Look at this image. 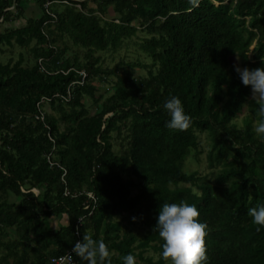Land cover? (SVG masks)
<instances>
[{
	"label": "trees",
	"instance_id": "1",
	"mask_svg": "<svg viewBox=\"0 0 264 264\" xmlns=\"http://www.w3.org/2000/svg\"><path fill=\"white\" fill-rule=\"evenodd\" d=\"M24 1L0 0V24L21 17ZM32 1L39 14L0 31V44L31 59L0 61V264H51L85 233L111 264L129 253L135 264H169L154 225L161 204L181 200L206 225V264H264V229L247 214L264 203V143L230 62L264 67V0H54L53 16ZM107 53L118 55L112 67ZM171 95L191 117L185 131L165 127ZM199 134L207 174L185 170L188 157L199 162Z\"/></svg>",
	"mask_w": 264,
	"mask_h": 264
},
{
	"label": "clouds",
	"instance_id": "2",
	"mask_svg": "<svg viewBox=\"0 0 264 264\" xmlns=\"http://www.w3.org/2000/svg\"><path fill=\"white\" fill-rule=\"evenodd\" d=\"M193 7L198 0H190ZM241 84L249 86L251 101L256 104L257 122L253 133L260 142L264 143V67H240L234 65ZM162 108L169 117L165 127L173 131H185L191 124V117L184 111L183 104L178 96L167 98ZM196 192L195 189H193ZM199 195V193H196ZM251 223L256 231L264 229V203L247 209ZM200 213L195 204L181 200L179 203H163L160 205L154 231L158 232L162 240L160 257L169 264H206L207 255L204 246L206 225L198 219ZM81 259L87 264H111L109 250L103 241L93 239L91 233H85L81 240L72 246ZM122 264H135L132 254L121 257Z\"/></svg>",
	"mask_w": 264,
	"mask_h": 264
},
{
	"label": "rangeland",
	"instance_id": "3",
	"mask_svg": "<svg viewBox=\"0 0 264 264\" xmlns=\"http://www.w3.org/2000/svg\"><path fill=\"white\" fill-rule=\"evenodd\" d=\"M23 1V0H21ZM25 6L24 8V14L21 17H16L15 20L9 22V23H2L0 24V31H3L5 29V27L7 26H12V27H19L25 24V21L28 17L30 16H34L35 14H39L36 10H37V6H36V2H33L32 0H25L24 2ZM93 4V3H92ZM112 11L111 9L109 10L108 16L110 17L112 16ZM35 42V41H34ZM33 42V44H34ZM3 51H2V50ZM19 52H23L24 53V58L27 61V64H31V59H29V55L27 52V48L26 47H19V46H14V47H9L7 45H2L0 44V61L2 62H6L7 59L9 57H12L13 60H16L18 58V54ZM123 51L120 52V55L122 56ZM135 54L134 53H129L128 54V59H134ZM103 58H105V65L107 66H113L115 62L118 61V55L116 56L115 60L112 61L110 58L109 53L107 54H103ZM141 59H143L146 63H149V60L146 59L145 57H143L141 55ZM230 62L233 65H239L240 67H243L240 63V60L237 56H233L230 58ZM133 74L134 75H146L147 74V70L146 69H141V68H135L133 70ZM113 78V77H112ZM110 78L108 82H103V83H99V90L98 93L100 94H106L107 92L111 91V86L114 82V79ZM95 83L97 84V82L95 81ZM249 98H251V95H249ZM91 99L87 100V108L89 109L90 112H92L93 106L91 104ZM45 109L49 112V113H55L53 112V110L48 106L45 105ZM248 111L246 106L244 105L241 112L237 115V117L234 119V122L237 124V126L241 127L242 126V119L247 115ZM257 121L254 120L253 121V126L255 125ZM113 145H114V149L115 150H119V139L117 138H113L112 139ZM199 146H200V155H199V162L194 160L193 157H188L186 159V163H185V170L190 172V171H197L200 174H207L210 171V168L207 166L206 163V159H205V153L207 151V147H208V140L205 136V134H199ZM36 193L38 192L36 189L34 190ZM135 191H133L134 193ZM63 221V219H62ZM57 223H59L58 219H53L51 224L53 227H57ZM130 228L133 229V231H139L140 234H144V231L142 229H140L137 225H131ZM1 252V251H0ZM153 251L149 250L147 254H152Z\"/></svg>",
	"mask_w": 264,
	"mask_h": 264
},
{
	"label": "built area",
	"instance_id": "4",
	"mask_svg": "<svg viewBox=\"0 0 264 264\" xmlns=\"http://www.w3.org/2000/svg\"><path fill=\"white\" fill-rule=\"evenodd\" d=\"M53 1L54 0H46L44 3L45 10L52 16H53V14L51 12H49L48 7H49L50 3H52ZM62 2H66V0H63ZM50 158H51L50 154H47V159L49 160L50 164H52L53 162L50 160ZM67 193H68V191L66 190L65 194H67ZM89 196H91V193L89 194ZM51 264H75V262L72 259V250L67 251L62 256L52 258Z\"/></svg>",
	"mask_w": 264,
	"mask_h": 264
}]
</instances>
